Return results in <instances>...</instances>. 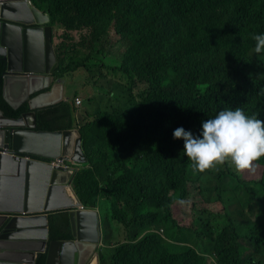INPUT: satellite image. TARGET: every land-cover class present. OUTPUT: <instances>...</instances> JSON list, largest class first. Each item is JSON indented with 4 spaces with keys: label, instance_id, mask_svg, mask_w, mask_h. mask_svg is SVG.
<instances>
[{
    "label": "trees",
    "instance_id": "16d2710c",
    "mask_svg": "<svg viewBox=\"0 0 264 264\" xmlns=\"http://www.w3.org/2000/svg\"><path fill=\"white\" fill-rule=\"evenodd\" d=\"M32 2L49 13L53 30L62 29L53 76L67 86L69 75L82 70L98 72L97 85L107 82L110 105L79 123L78 91L35 110L38 130L80 129L89 159L77 167L73 187L87 208L104 202L110 246L100 249V264H207L212 255L216 264H264L246 254L254 242L264 244V171L246 180L226 163L229 171L216 175V185L199 184L200 173L192 177L182 153L183 139L173 137L177 127L198 135L203 121L229 108L264 120V53L253 51L251 38L264 34V0ZM120 17L124 51L114 58L106 47ZM83 31L87 47L75 40L74 32ZM6 67L0 56V109L18 117L30 106L15 110L5 101ZM103 69L122 73L132 86ZM256 163L264 167V157ZM191 183L205 188L209 204H224L233 193L236 211L206 208L190 225L181 224L173 207L190 196ZM255 200L263 203L256 214L249 208ZM49 229V240L71 239L69 212L49 213ZM46 258L40 253L33 264Z\"/></svg>",
    "mask_w": 264,
    "mask_h": 264
},
{
    "label": "water",
    "instance_id": "95a60500",
    "mask_svg": "<svg viewBox=\"0 0 264 264\" xmlns=\"http://www.w3.org/2000/svg\"><path fill=\"white\" fill-rule=\"evenodd\" d=\"M49 22L31 0H0L3 97L15 110L30 106L18 117L0 109V264H33L40 253L46 264H100L104 222L97 208H82L73 187L74 165L89 159L80 129H36L35 109L64 99V85L59 96L50 87L58 60ZM64 210L72 238L49 240V213Z\"/></svg>",
    "mask_w": 264,
    "mask_h": 264
},
{
    "label": "clouds",
    "instance_id": "9594fccd",
    "mask_svg": "<svg viewBox=\"0 0 264 264\" xmlns=\"http://www.w3.org/2000/svg\"><path fill=\"white\" fill-rule=\"evenodd\" d=\"M251 38L255 41L253 51L256 54L264 53V34L253 33ZM57 80L61 79L55 78V81ZM65 99L68 98L65 97L63 100ZM80 105L76 104V106ZM173 137L183 139L182 153L190 161L189 167L193 175L217 169L218 166L226 163L233 167L237 174L245 171L254 173L257 167L256 162L264 157V120L258 119L255 115L246 114L241 107L221 110L213 118L203 121L198 135L186 131L183 127H177ZM59 161L61 160L57 163ZM72 166L70 162V167Z\"/></svg>",
    "mask_w": 264,
    "mask_h": 264
},
{
    "label": "rangeland",
    "instance_id": "374dc122",
    "mask_svg": "<svg viewBox=\"0 0 264 264\" xmlns=\"http://www.w3.org/2000/svg\"><path fill=\"white\" fill-rule=\"evenodd\" d=\"M123 24H124V19L120 17L116 21V26H113L112 29L110 30L109 43L106 47V50H109L108 54H110L114 58H119L122 52L124 51V47L121 46L122 39L124 37V32L122 31ZM117 30H120V33H118ZM61 33H62V29L59 28L54 29L53 35H54L55 46L61 40ZM84 34H85L84 31L74 32L75 40L79 43V45L83 47H87L88 42L86 41V39L83 38ZM106 57L108 58V56H105V58ZM103 72L106 75V77L110 79H116L121 82L127 83L129 86H132L129 80L122 73H115L108 69H103ZM98 76H99L98 72H96L95 74H90V73H85L82 70L69 75L68 77L69 84L66 86L65 92L67 95H70L74 91H78V96H80L83 99L82 104L79 106V110L81 111L88 110L89 113H93L97 108H105L110 105L109 94L107 93V91L103 90V86L106 85L107 82L105 78H103L100 84L97 85L95 78ZM139 88H140L139 86L135 87V91L139 90ZM230 170L235 172L233 167H230ZM227 171L229 170L226 169L225 164L223 166H218L217 169L206 170L205 172L200 173L199 184L203 183L205 185L208 184L216 185L218 183V177L216 178V175L220 172H227ZM263 171H264V167L257 163L256 171L254 173L245 171L239 175L241 178H244L246 180L258 179L262 176ZM193 176L194 175L192 174V177ZM208 178H211L212 180L209 182ZM226 180L230 181L231 179L229 176H227ZM232 194L233 193L225 194L227 199L226 201H224V204L222 203L209 204L207 202V194L205 188L203 191H201L200 188L198 187V183H191L190 196L186 200L175 203L173 207L174 215L181 224L190 225L194 221V219L199 215V211L206 208L220 211L223 210L224 206H227V208L230 211L234 212L236 211V203L238 202V198L233 196ZM100 204L103 203L100 202ZM249 208H251L252 212L256 214L258 211L262 210L263 203L258 200H255L252 203L251 207ZM249 208L247 209V212L250 211ZM206 214L207 213H205V216H208ZM244 215L246 214L241 213V216ZM247 215L250 214L248 213ZM246 254L250 257L255 258L256 260H261L264 263V257L259 256V254L264 255V244L254 242V246H250ZM208 260L209 261L207 262V264H216L213 255L208 257Z\"/></svg>",
    "mask_w": 264,
    "mask_h": 264
},
{
    "label": "crops",
    "instance_id": "0c3cea01",
    "mask_svg": "<svg viewBox=\"0 0 264 264\" xmlns=\"http://www.w3.org/2000/svg\"><path fill=\"white\" fill-rule=\"evenodd\" d=\"M63 85H64V98L67 96L66 95V92H65V83L64 81L62 80H57V81H53L51 82V86H53V92L56 96H59L62 92V88H63ZM49 87V88H50ZM48 88V89H49ZM48 89H44V90H48ZM88 110L86 111H81L79 110V106L77 107V111L75 113V120L77 123L81 122V121H84L86 120V118L88 117ZM77 115V116H76ZM103 204L100 205V207H98L97 209L99 210V214L104 222V226L106 228V239H105V245L104 247H107V246H110L109 244V239L107 238V230L109 229V225H108V222H107V215L105 213V210H104V202H102ZM103 247V248H104Z\"/></svg>",
    "mask_w": 264,
    "mask_h": 264
},
{
    "label": "built area",
    "instance_id": "2783aa9c",
    "mask_svg": "<svg viewBox=\"0 0 264 264\" xmlns=\"http://www.w3.org/2000/svg\"><path fill=\"white\" fill-rule=\"evenodd\" d=\"M75 101H76L77 105H80L82 103V99L80 97H76ZM59 163L63 164L64 166L70 167V162L69 161L61 160V161H59ZM82 208H85V206H82Z\"/></svg>",
    "mask_w": 264,
    "mask_h": 264
},
{
    "label": "bare ground",
    "instance_id": "6f19581e",
    "mask_svg": "<svg viewBox=\"0 0 264 264\" xmlns=\"http://www.w3.org/2000/svg\"><path fill=\"white\" fill-rule=\"evenodd\" d=\"M256 7H258V6H256ZM263 10H264V9H263ZM199 11H200V10H199ZM208 12H209V11H208ZM209 13H210V12H209ZM209 13H208V14H209ZM210 14H211V13H210ZM210 14H209V15H210ZM215 14H216V13H215ZM212 16H213V15H212ZM213 18H214V16H213ZM212 20H213V19H212ZM211 22H212V21H211ZM216 22H217V21H216ZM214 23H215V22H214ZM215 24H216V23H215ZM219 27H220V26H219ZM243 35H244V34H243ZM209 42H210V41H209ZM242 42H243V41H242ZM212 45H213V44H212ZM250 45H251V44H250ZM213 49H214V48H213ZM214 50H215V49H214ZM246 51H247V50H246ZM205 52H206V51H205ZM212 52H213V51H212ZM208 53H209V52H208ZM166 55H167V54H166ZM225 55H226V54H225ZM215 56H216V55H215ZM208 57H209V56H208ZM205 58H206V57H205ZM206 59H207V58H206ZM206 59H205V60H206ZM214 59H215V58H214ZM216 59H217V57H216ZM210 60H211V59H210ZM212 62H213V61H212ZM211 65H212V64H211ZM211 65H210V66H211ZM216 66H217V65H216ZM203 67H204V65H203ZM212 71H213V70H212ZM212 80H216V79H212ZM212 80H211V81H212ZM206 86H207V85H206ZM213 87H214V86H213ZM222 90H223V89H222ZM260 163H262V162L260 161ZM164 171H165V170H164ZM167 173H168V171H167ZM197 179H198V178H197ZM184 198H185V196H184ZM177 202H178V201H177ZM171 209H172V208H171ZM194 210H195V209H194ZM207 210H208V209H207ZM206 215H207V214H206ZM217 243H218V242H217ZM223 247H224V246H223ZM225 248H226V247H225Z\"/></svg>",
    "mask_w": 264,
    "mask_h": 264
},
{
    "label": "flooded vegetation",
    "instance_id": "af4514ba",
    "mask_svg": "<svg viewBox=\"0 0 264 264\" xmlns=\"http://www.w3.org/2000/svg\"><path fill=\"white\" fill-rule=\"evenodd\" d=\"M31 97H33V96H32V95H30V98H31ZM26 102H28V101H26ZM24 103H25V102H24ZM28 104H29V103H28ZM40 108H44V107H40ZM40 108H37V109H40ZM37 109H35V110H37Z\"/></svg>",
    "mask_w": 264,
    "mask_h": 264
}]
</instances>
